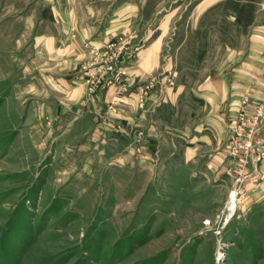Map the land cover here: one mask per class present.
I'll use <instances>...</instances> for the list:
<instances>
[{
    "label": "rangeland",
    "instance_id": "obj_1",
    "mask_svg": "<svg viewBox=\"0 0 264 264\" xmlns=\"http://www.w3.org/2000/svg\"><path fill=\"white\" fill-rule=\"evenodd\" d=\"M262 3L0 0V264H264V159L232 212L230 159L179 169L164 138L140 163L137 126L177 83L233 71L238 12Z\"/></svg>",
    "mask_w": 264,
    "mask_h": 264
},
{
    "label": "crops",
    "instance_id": "obj_2",
    "mask_svg": "<svg viewBox=\"0 0 264 264\" xmlns=\"http://www.w3.org/2000/svg\"><path fill=\"white\" fill-rule=\"evenodd\" d=\"M245 23L242 11L238 12V28L250 30L247 46L243 48L238 44V66L233 71L220 68L218 72L206 74L196 85L177 83L171 97L155 100L154 105L147 102L145 108L138 111L137 126L143 129L141 148L144 149V153L139 154L140 163L155 165L162 162L161 145L164 138H168L171 159L176 160L177 166L178 160L182 162L179 169H192L207 175L223 165L227 159V117L240 110L246 97L252 103L264 100V3ZM156 66V57L148 59L145 56L138 75L150 73ZM160 116L161 120H158ZM127 118L130 128L136 124L133 115ZM129 126L128 134L132 137ZM260 170L264 177V162ZM260 186V191L264 192V180Z\"/></svg>",
    "mask_w": 264,
    "mask_h": 264
},
{
    "label": "built area",
    "instance_id": "obj_3",
    "mask_svg": "<svg viewBox=\"0 0 264 264\" xmlns=\"http://www.w3.org/2000/svg\"><path fill=\"white\" fill-rule=\"evenodd\" d=\"M227 130V158L237 174L233 191L238 197L245 177L258 180V165L264 159V100L252 103L246 97L238 113L227 119Z\"/></svg>",
    "mask_w": 264,
    "mask_h": 264
},
{
    "label": "bare ground",
    "instance_id": "obj_4",
    "mask_svg": "<svg viewBox=\"0 0 264 264\" xmlns=\"http://www.w3.org/2000/svg\"><path fill=\"white\" fill-rule=\"evenodd\" d=\"M237 192L234 191L233 194H232V200H231V203H230V210L232 212H234L237 208ZM229 211V210H228ZM228 213V212H227ZM231 214V213H230ZM229 216V215H228ZM226 217V216H225ZM233 217V216H232ZM226 219V218H225Z\"/></svg>",
    "mask_w": 264,
    "mask_h": 264
}]
</instances>
